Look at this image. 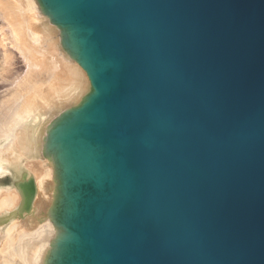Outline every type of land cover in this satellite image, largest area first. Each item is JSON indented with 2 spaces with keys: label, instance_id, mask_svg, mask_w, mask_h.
<instances>
[{
  "label": "water",
  "instance_id": "95a60500",
  "mask_svg": "<svg viewBox=\"0 0 264 264\" xmlns=\"http://www.w3.org/2000/svg\"><path fill=\"white\" fill-rule=\"evenodd\" d=\"M69 7L89 9L72 23L122 62L92 105L110 122L82 133L130 140L140 183L116 226H82L107 264H264V0Z\"/></svg>",
  "mask_w": 264,
  "mask_h": 264
},
{
  "label": "bare ground",
  "instance_id": "6f19581e",
  "mask_svg": "<svg viewBox=\"0 0 264 264\" xmlns=\"http://www.w3.org/2000/svg\"><path fill=\"white\" fill-rule=\"evenodd\" d=\"M60 13L47 0H0V79L25 65L0 103L3 114L15 106L0 123V264H107L82 226H116L140 197L131 141L82 133L110 122L92 105L122 62Z\"/></svg>",
  "mask_w": 264,
  "mask_h": 264
},
{
  "label": "rangeland",
  "instance_id": "374dc122",
  "mask_svg": "<svg viewBox=\"0 0 264 264\" xmlns=\"http://www.w3.org/2000/svg\"><path fill=\"white\" fill-rule=\"evenodd\" d=\"M48 3L53 4L55 7L59 8V9H63L66 10L64 11L62 14L59 15L60 20L62 21H67V22H87V18H86V14L87 16H89L88 12L89 9H79V8H71L70 3L72 0H47ZM86 13V14H85ZM2 24V21L0 19V25ZM2 57V51L0 49V59ZM25 70V65L23 66V63H21V59L17 60L16 65L14 66L13 72L12 74H10L8 77L10 78V82H6L3 81L2 79H0V103L2 102V100L4 99L3 97V93L5 92V90L8 88H11L12 84L11 81L14 79L13 75H16L18 72ZM114 104V100L113 98L110 97H104L102 100H100L95 106H94V110L93 112H97L102 108H110L112 107V105ZM15 106L11 107L9 109L8 112L4 114L1 112L0 113V123H2L3 121H5L7 118H9V116L11 115V113L13 112ZM99 131V129L95 132ZM94 134L96 135L97 133ZM96 139L99 138L98 136H94Z\"/></svg>",
  "mask_w": 264,
  "mask_h": 264
}]
</instances>
